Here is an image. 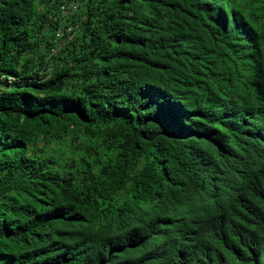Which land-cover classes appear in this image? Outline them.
<instances>
[{
	"label": "trees",
	"instance_id": "16d2710c",
	"mask_svg": "<svg viewBox=\"0 0 264 264\" xmlns=\"http://www.w3.org/2000/svg\"><path fill=\"white\" fill-rule=\"evenodd\" d=\"M229 91L264 107V0H0V264H264Z\"/></svg>",
	"mask_w": 264,
	"mask_h": 264
},
{
	"label": "clouds",
	"instance_id": "9594fccd",
	"mask_svg": "<svg viewBox=\"0 0 264 264\" xmlns=\"http://www.w3.org/2000/svg\"><path fill=\"white\" fill-rule=\"evenodd\" d=\"M220 11V10H219ZM250 11L242 13L231 12L227 26L238 24L241 26L243 32V45L248 49L246 52L249 54L255 53L257 47L255 31L250 25L246 16ZM254 13V12H253ZM261 14V13H259ZM258 16V15H257ZM219 25V24H218ZM240 56H242L240 54ZM252 59V57H250ZM225 82V81H224ZM227 83V82H225ZM245 87L250 90L252 87L245 84ZM245 93H242V96ZM217 112L222 114L227 119V124L235 128L239 136L248 140L264 141V107H254L249 105L241 96L229 91L226 97L224 96L218 102L216 107ZM249 158H245L247 160Z\"/></svg>",
	"mask_w": 264,
	"mask_h": 264
}]
</instances>
